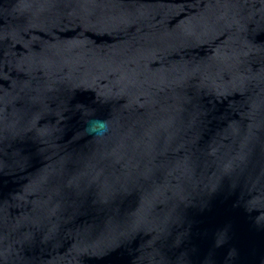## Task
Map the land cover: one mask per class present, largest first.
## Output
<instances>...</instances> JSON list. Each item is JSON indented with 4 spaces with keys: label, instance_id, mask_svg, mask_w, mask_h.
<instances>
[{
    "label": "water",
    "instance_id": "1",
    "mask_svg": "<svg viewBox=\"0 0 264 264\" xmlns=\"http://www.w3.org/2000/svg\"><path fill=\"white\" fill-rule=\"evenodd\" d=\"M0 264H264V0H0Z\"/></svg>",
    "mask_w": 264,
    "mask_h": 264
},
{
    "label": "clouds",
    "instance_id": "2",
    "mask_svg": "<svg viewBox=\"0 0 264 264\" xmlns=\"http://www.w3.org/2000/svg\"><path fill=\"white\" fill-rule=\"evenodd\" d=\"M88 130L95 135H102L107 131V122L102 120L89 121Z\"/></svg>",
    "mask_w": 264,
    "mask_h": 264
}]
</instances>
